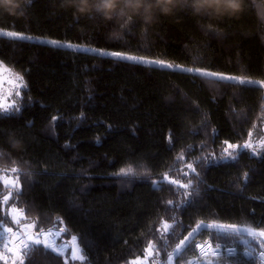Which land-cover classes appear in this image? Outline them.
I'll return each instance as SVG.
<instances>
[{
  "label": "trees",
  "instance_id": "obj_1",
  "mask_svg": "<svg viewBox=\"0 0 264 264\" xmlns=\"http://www.w3.org/2000/svg\"><path fill=\"white\" fill-rule=\"evenodd\" d=\"M208 24L182 11L110 36L114 22L77 16L60 0H33L19 18L0 7V28L91 48L0 35V59L26 82L19 107L0 113V176L17 180L0 177V230L24 235L20 223L27 222L39 234L76 236L86 257L73 260L27 240L24 264H130L149 248L167 264L203 221L258 233L205 227L176 264H188L200 252L195 246L209 242L234 249L219 264H264V85L109 55L264 81V23L255 13ZM225 141L252 147L228 149L231 159ZM139 165L144 174H119ZM11 207L23 214L19 224ZM45 217L51 222L41 223Z\"/></svg>",
  "mask_w": 264,
  "mask_h": 264
},
{
  "label": "clouds",
  "instance_id": "obj_2",
  "mask_svg": "<svg viewBox=\"0 0 264 264\" xmlns=\"http://www.w3.org/2000/svg\"><path fill=\"white\" fill-rule=\"evenodd\" d=\"M31 0H0L9 15L25 17ZM60 7L72 9L81 17H99L114 22L109 35L123 34V30L140 21L145 30L161 17L187 11L194 17L219 21L225 17H238L253 11L257 20L264 23V0H60Z\"/></svg>",
  "mask_w": 264,
  "mask_h": 264
},
{
  "label": "rangeland",
  "instance_id": "obj_3",
  "mask_svg": "<svg viewBox=\"0 0 264 264\" xmlns=\"http://www.w3.org/2000/svg\"><path fill=\"white\" fill-rule=\"evenodd\" d=\"M8 31L19 33L22 36L31 37V40L48 41V42L55 41L56 45L65 46V47H74L76 49L85 50V51H88L91 49L87 46H83L80 44L69 43V42H65L62 40L48 39V38H44V37L29 35V34H26L23 32L4 29V28H0V35L7 36L5 33H7ZM14 38H19V37H14ZM122 54L128 55V56H136V55H131V54H127V53H122ZM138 57H144V56H138ZM145 58L148 60L158 61V60L150 59L147 57H145ZM163 63H164V65H170L169 63H166V62H163ZM152 64L160 65L158 63H152ZM160 66H162V65H160ZM172 67H174V68L177 67V68H181V69L186 68V67H182V66H173V65H172ZM189 69H197V68H189ZM198 69H200L201 71H206V72H214V71H209V70L201 69V68H198ZM215 73H219V72H215ZM220 74H223L225 77H232L233 79H231V80H239V81H243L245 83H247L249 81H253L254 83H248V84L264 85V81H262V80H257V79H253V78H249V77L236 76V75H231V74H225V73H220ZM226 80H228V79H226ZM25 88H26V82L23 79V77L21 75H19L18 73H16L14 70H12L10 67H8L0 59V113H8V112L13 111L14 110L13 103H15V108H18L19 104H20L19 101L23 95V91ZM245 144H248V143H245ZM233 149H235V148H233ZM255 153H257V152L255 151ZM131 167L134 169L133 174H144L147 171L146 167L143 165L131 166ZM0 177L5 181L6 184L15 185L17 183L16 177L12 173L9 175L3 174ZM13 208L17 209L16 207L10 208V212L12 213L13 218L16 221L23 218V214L20 211L13 212L12 211ZM199 224H203L205 227H207L208 225H217L215 223H207L204 221L200 222ZM26 225H32V224L27 223V222H21L20 223V231H22L24 234H27V236H31L33 238V241H44L41 244L45 245L46 247L52 249L53 251H55L57 253H60L66 257H70L73 260H78V261L85 260L86 257L82 251L81 246L79 245V243L77 241L76 236H73L71 238H66L65 236H63V239H62L61 233L59 231H55V230L46 231V232L39 234V233H36L34 231L33 226L32 227H25ZM245 228L246 227L241 228L242 231L239 233H245L246 234L248 232H251V233L257 232L254 229H251V228L245 229ZM198 231L192 237L189 238V241L198 233ZM228 232H230V231H228ZM29 242L33 243L32 241H29ZM186 243H188V242H186ZM152 255H153V251L151 248H149L144 257H138V258L134 259L133 261H135L136 264H158V261L156 262L155 260L152 259ZM177 255H178V253L175 250L174 253L169 257L167 264H176L175 258ZM216 262H218L217 259H212L210 257H207L202 261V263H204V264H216Z\"/></svg>",
  "mask_w": 264,
  "mask_h": 264
},
{
  "label": "snow or ice",
  "instance_id": "obj_4",
  "mask_svg": "<svg viewBox=\"0 0 264 264\" xmlns=\"http://www.w3.org/2000/svg\"><path fill=\"white\" fill-rule=\"evenodd\" d=\"M33 2V0H31V3ZM31 5V4H30ZM29 5V6H30ZM7 36L9 37H19L22 40H28L31 39V37H26V36H22L19 33L16 32H12V31H8L7 33H5ZM52 44H56L55 41H51ZM109 55H111L113 58H116L118 60L121 61H131V62H135V63H139V64H152V63H158L164 67H169L171 68L172 65H164L163 61H153V60H148L145 57H138V56H128V55H123L120 52H112ZM183 72L186 73H192L193 75L199 76V77H212L216 80H231L233 79L232 77H225L223 74L220 73H215V72H206V71H201L200 69H189V68H185V69H181ZM247 83H254L253 81H249ZM13 107L15 108V103H13ZM18 110V109H17ZM198 110V109H197ZM52 119H55V117H53ZM225 144L227 145V147L224 149L225 153L227 154L228 158L231 159H235V157L232 156V153L228 151V149L230 148H251L252 145L251 144H244V145H231L228 144L227 141H225ZM5 154L0 153V158H2ZM187 167L189 169L192 170V172L196 175L199 176L198 173L195 172V169L193 168V166L191 164H188ZM134 173V169L129 166L127 168H122L120 169L119 174L120 175H130ZM174 187L177 186L179 184L178 181H171L170 182ZM189 184H191V180H189ZM189 184H184L181 185L182 188L187 189L189 187ZM198 194V191H197ZM191 193L188 194V196H186L185 198V203H190V197H191ZM173 201L169 200L167 201V205H172ZM171 210V209H169ZM13 212H17L19 211L18 209L13 208L12 209ZM51 220L48 217H45L43 221H41V223H50ZM0 223H3L2 220H0ZM17 224H19V220L16 221ZM34 225H26L25 227H32ZM207 228H218L221 230V232L223 231H227V229L225 228V226L223 225H208ZM228 228L231 229L232 232H238L239 229L235 226V225H231L228 226ZM198 230H206L205 226L203 224H197L195 229H192V231H190L188 233L187 236L184 237V239L180 240L179 244L176 245V252L179 253L185 246H186V242H189V238L192 237ZM5 231L8 234H12L13 233V229L8 227L5 229ZM252 235H256V233H251ZM26 236V239L28 241H32L33 243H43L44 241H33V238L31 236H27V234H24ZM219 235V234H218ZM259 235L264 236V231H261L259 233ZM11 243L14 245L13 247H7V251L13 254V257L11 258V264H17V259L19 258V264H24L23 259H22V250L27 249L28 245L24 243L23 239H21L20 237L17 236H13ZM196 248H198L204 255H207L208 253L204 252L205 249V245L204 244H197L195 246ZM208 247H211V245H208ZM27 252L24 251L23 255H26ZM213 255H217L216 252L213 253ZM261 256L264 257V252L261 253ZM0 259H7L3 253H0ZM130 264H136L135 261L130 262ZM219 264V262H218Z\"/></svg>",
  "mask_w": 264,
  "mask_h": 264
},
{
  "label": "built area",
  "instance_id": "obj_5",
  "mask_svg": "<svg viewBox=\"0 0 264 264\" xmlns=\"http://www.w3.org/2000/svg\"><path fill=\"white\" fill-rule=\"evenodd\" d=\"M225 226V228L232 232L230 228H228V226H231V225H223ZM239 231L241 232V228H243L242 226H238V225H235ZM247 229V228H245ZM13 233L12 234H8L5 229L4 230H0V253H3L4 256L7 258V259H0V262H7L12 253L8 252L6 249L7 247H13L14 245L11 243L12 241V238H13ZM17 237H20L21 239H23L24 243L28 245L27 249H24L22 250V256L23 255V252L24 251H28L29 248H30V244L29 242L27 241L26 239V236L23 235V234H18V235H15ZM208 245H211V247H208ZM205 249H204V252L208 253L207 255H204L201 251L199 252V254L194 257L193 259L190 260V262L188 264H200L202 262L203 259L207 258V257H210L212 259H219L223 256H225L226 254H229V253H232L234 251L233 248H228V247H225L223 244L221 243H218V244H214L212 242H209L205 245ZM216 252L217 255H213V253ZM244 255L246 257H250L251 256V252L249 250H244L243 251ZM262 257V256H261ZM264 259V257H262Z\"/></svg>",
  "mask_w": 264,
  "mask_h": 264
}]
</instances>
